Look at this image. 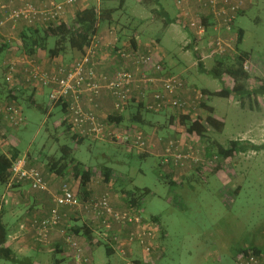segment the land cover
<instances>
[{
    "label": "rangeland",
    "instance_id": "374dc122",
    "mask_svg": "<svg viewBox=\"0 0 264 264\" xmlns=\"http://www.w3.org/2000/svg\"><path fill=\"white\" fill-rule=\"evenodd\" d=\"M62 1L65 0L58 2ZM82 1L85 7L96 2V0ZM6 2L11 5V2ZM12 6L16 7L15 3ZM110 6L118 8L119 3H110ZM162 8L170 18L177 17L184 20L183 13L175 0H160L159 3L155 0H127L124 10L118 11L115 19L118 27L124 24L129 25L131 29H136L142 41L141 45L146 48L153 47L154 52L160 53L164 59L168 71L175 76H181L192 87L194 85L200 90L211 91L224 87L232 89L234 81L227 76H224L221 82L211 74L201 72L195 50H199L201 54L203 52L205 57L209 55L207 47L205 51L202 49L204 40L195 50H188L187 47L191 43L189 31L194 32V29L190 27L191 30L188 31L174 23L165 27V14L161 11ZM77 9L75 5L68 8L65 23H72ZM158 11L159 13L155 14ZM242 12L244 15L237 21V27L245 31L241 47L245 51L263 57L264 0H244ZM140 21L142 22L139 24ZM26 27L24 22L17 23L15 28L13 24L6 25L3 40L10 43L12 50L0 52L1 55L3 54L0 57V77L5 76L6 67L10 63H18V71L24 68L22 64L24 56L19 51L22 44L19 33ZM103 29H108L106 24L102 25L101 31ZM215 35L216 33L211 29L204 38L210 40ZM53 44L54 41H51L50 46ZM7 53L10 55L6 56ZM44 54L47 55L43 52L38 55ZM77 58L76 53L69 51L58 59L61 60V64H64L71 63ZM34 59L42 66L37 58ZM214 65L213 58H207L204 61V67L208 70ZM249 67L248 71L253 76L256 75L254 66L250 64ZM15 81L22 85V75L17 74ZM7 87L10 89L14 86L8 84ZM28 89L29 92L36 91L35 93H38L37 90H45L38 93L37 102L38 106L51 110L50 114L44 115L37 107L15 104L22 108L25 122L19 127H12L7 121L2 123L0 151L7 153L15 147L12 145H16L22 151V155L29 158L28 160L40 161L34 164L44 173V167L41 166L47 164L48 156L59 157L61 149L66 147L72 151L79 162L95 170L96 174L100 173V167H108L114 171V185L106 189L113 200L120 196L127 199L128 194L133 193L137 188H148L150 194L142 203L141 215L148 221L158 217L160 220L158 226L162 227L166 235L165 238L161 237V233L157 236V245L151 254L153 264H234L236 251L240 247L247 246L248 243L254 244L264 253V149L224 161L215 155L217 149L214 147L228 146V143L233 140L248 139L246 132L249 129H245L247 114H240L233 107L236 105L235 97L209 99V105L215 108L216 114L227 118L226 127L222 132L210 128V141L190 139L188 136L176 134L174 128L170 127V119L175 111L149 112L145 115L147 124L142 131L156 144V148L139 151L124 142H115L110 139L98 140L85 137V140L79 143L74 138L76 130H68L69 124L64 122L65 116L56 106L50 109V89L31 86ZM29 92L24 93L22 97L27 100ZM21 101L24 102V100ZM238 102V106L244 107L241 101L238 100ZM198 113L204 119L209 115L204 108ZM112 124L119 130H122L124 126L109 122V125L112 126ZM251 133L257 146L264 145V129L252 130ZM172 139L184 146L191 145L198 149L202 161L198 165L183 169L161 165L160 157L166 145L165 141L161 140ZM184 146L182 147H187ZM142 155L145 156L141 157ZM197 170L202 173L200 175L195 173L198 172ZM172 179L177 181L171 184ZM29 187L25 188L29 189ZM19 188L15 186L11 190ZM239 188L238 193L236 190ZM49 190L41 192L48 194L51 199L49 198L47 203L53 205V195L58 193L59 189L49 187ZM10 191L7 186L0 183V214L9 220L8 211L16 212L19 214L17 222L26 221L22 214L26 209H30V205H27L30 200L27 197L29 193L26 192L25 197L18 196L16 199H11ZM78 193L81 195L80 188ZM6 195V199H3ZM31 200L35 201V198ZM65 213L66 220H69L71 224L74 223V226L82 227L88 223L86 218L78 213L69 210ZM32 216L28 215L26 218L29 219ZM103 247V245L100 247V251L105 255V247ZM135 255L137 257L141 255L138 246ZM59 258L63 259V256ZM70 260L66 259L60 264H74L71 257ZM30 263L33 264L31 261ZM45 263L47 264L46 261ZM0 264L14 263L1 259Z\"/></svg>",
    "mask_w": 264,
    "mask_h": 264
},
{
    "label": "built area",
    "instance_id": "2783aa9c",
    "mask_svg": "<svg viewBox=\"0 0 264 264\" xmlns=\"http://www.w3.org/2000/svg\"><path fill=\"white\" fill-rule=\"evenodd\" d=\"M78 0L57 2L47 0L40 7L31 3H24L19 7L0 1V45L5 44L3 31L7 24L13 28L19 22L27 26H54L65 22L68 8ZM198 6L199 11L194 13L192 4ZM176 5L183 13L184 22H188L194 29L195 35L203 37L206 28L201 16H212L216 25L211 27L216 33L210 42L209 57L218 59L226 54L239 55L236 49V35L232 29L236 24L239 11L244 6V0H175ZM118 42V34L111 29L96 35L86 48V53L71 65L59 66L52 71L45 70L34 58L22 60L23 69L18 63H10L7 67L5 80L7 84L15 86V77L22 75L23 85L33 88L50 89V107L61 102L66 104V121L83 138L110 139L115 142H124L139 151L155 148V144L143 131L119 130L115 126L106 124L98 114L101 99L104 93L113 99L114 111L123 113L129 102L137 97L145 100L146 108L151 113H161L168 106L179 111H186L188 102L180 98V92L187 88L186 83L179 76L157 78L153 71H161L162 66L156 63L152 54L137 56L123 51L115 55L120 64L115 74H106L99 71L104 57H110ZM154 51V50H152ZM249 60L245 63L246 70H250ZM196 101L204 96L194 89ZM187 91V92H190ZM186 101V102H185ZM88 106V108H87ZM0 115L12 127L22 126L25 122L22 108L15 104L0 102ZM160 163L174 169H183L198 165L202 159L200 151L189 145L183 148L179 141L165 142ZM1 146V145H0ZM184 146V147H185ZM9 156V155H8ZM28 183L33 190L50 191L43 173L36 167H29L27 157H21L13 164L12 176L7 184L10 191L17 185ZM79 183L64 181L59 192L53 195V207L45 216H35L27 220L35 241L42 246L50 243L53 233H58L69 251L74 264H92L86 253V244L83 238L73 231L64 228L66 210L78 213L86 218L97 240L117 254L124 264H153L151 254L157 243L160 232L159 226L146 220L141 215L142 210L137 208L117 209L109 192L85 198L78 193ZM3 196V199H6ZM137 246L141 255H135ZM132 255L134 256L132 258ZM236 264H264V256L253 253L240 254Z\"/></svg>",
    "mask_w": 264,
    "mask_h": 264
},
{
    "label": "trees",
    "instance_id": "16d2710c",
    "mask_svg": "<svg viewBox=\"0 0 264 264\" xmlns=\"http://www.w3.org/2000/svg\"><path fill=\"white\" fill-rule=\"evenodd\" d=\"M0 1L3 2V0ZM81 1L82 0H78L75 6H78ZM155 1L157 3L160 2V0ZM9 2H11V4L14 3L13 1ZM115 2L119 3L118 8H113L112 6H110V3ZM126 2L127 0H96V2L94 1L92 5L85 7L84 9H78L71 24L61 22L54 26H27L19 34L22 42L21 46L19 47V51L21 52V55L26 58H35L41 52L47 53L48 58L51 60L58 59L66 55L67 52L72 51L78 55V60L86 53V48L90 44L91 40L96 35L98 36L100 32L107 30L103 29L101 31L102 25L106 24L109 30L111 29L118 34V42L115 44L114 51L112 50V53L114 55H118L117 58H119V53L123 51L131 52L133 54H136L137 56H140L142 54H152V56L156 59V63L162 66L161 71L150 70L153 71V76L157 78H162L169 75L173 76V74L168 71L166 63L161 57L160 53L152 51L154 50V48L151 46H148L146 48L139 44V35L136 32V29H131L129 25L124 24H122L121 27H118V23L115 19V14L118 11L124 10ZM22 4L16 5V7L21 6ZM242 10L243 8L239 11L236 18V24L232 29V33L236 35V49L238 50L239 55L231 57L230 54H226L222 58H215V65L210 70L205 69L204 64L200 62L201 72L211 74L216 80H219L221 82L223 81L224 76H227L234 81V87L232 89H227L226 87H224L220 91H211L209 89L200 90L194 87V85L192 87L185 80H183L181 76H179L187 86V88L181 91L179 94L182 100H186L188 102L186 111H179L171 106H168L165 110L162 111H175V114H173L170 119V127L174 128L176 134L178 133L184 136H188L190 139L195 138L202 141H210V128L222 132L224 129V124L211 116V114L213 113V108L209 105V99L213 97L229 98L230 96H234L235 99L241 101V103H244L245 100L251 98L252 94H255L256 96L261 93L264 94V84H261L263 83L262 78L258 75L253 76L244 67L245 63L251 59V53L245 51L241 47L244 40L245 31L243 28L237 27V21L240 16L244 15ZM161 11L165 14V27H169L174 23L181 25L188 31L191 30L188 22H184V20H181V18L177 17L174 19L170 18L163 8L161 9ZM199 15L201 16L202 22L204 24L203 26H205L206 28V33L212 29L211 27H214V25H216V22L214 23L212 16H202L203 14ZM128 17L130 19H133V17L131 16ZM141 22L142 21H140L139 24ZM189 33L191 43L187 47L188 50H195L197 45L199 46L200 42L204 40V42H202V47H207L208 52H210V42L215 36L209 40L208 38H204V36L198 37L197 35H195V32L189 31ZM51 41H54V44L50 46ZM6 43H8V45ZM6 43L3 44L4 46L0 45V52L6 50V46L11 48L10 43ZM195 53L196 57L200 60L202 58L201 52L199 50H195ZM107 58L108 57H106V59ZM103 61L106 62V60ZM73 62L60 64V66H69ZM100 67L101 64L99 66L100 72L106 74L108 73L101 71ZM117 71L112 74H115ZM251 80L254 81V84L257 82V85H261L258 87H252L254 90L250 89L252 86L250 82ZM17 83L18 82L15 81V86L13 87V89H8V84L6 83L5 76L0 77V101L7 104H20L21 106L27 105L33 108V105H31L30 103H23L20 98L17 97L9 101L11 99L10 97L12 96V93L15 91L14 88L18 87ZM22 86L24 85L22 84ZM194 89L200 91L204 97L196 101V94L190 91H193ZM8 98L10 99L8 100ZM55 106L65 116L64 122L67 123L66 116L68 113L66 104L59 102ZM36 107L39 109V111L43 112L44 115L48 113V109L46 107L42 108L38 105ZM202 108L209 112V115L205 119L198 113V111ZM149 112L150 111L146 108L145 100H138L137 97H134L133 100L127 105V109L125 112H116L115 114L117 115L111 116L110 118L119 125H124L125 127H122L124 130L142 131L144 125L147 124V118L145 117V115H147ZM68 130L72 131L73 128L68 125ZM74 138L79 143H82L85 140V138L81 137L78 133L74 135ZM161 141L166 142L169 140ZM214 149H217L215 151V155L218 156L221 161H224L227 159H233L241 154H247L252 151L262 150L264 149V146H257L248 141L233 140L228 143V146H221L219 148L214 147ZM9 152L10 156L0 151V183L5 186L8 184L12 176L14 162L22 157V151L17 147L11 148ZM144 156L145 155H142L141 157ZM48 158L46 167L49 172L56 174L58 177L64 179L72 178L74 181L79 182L81 196H84L85 198H91L92 194L89 191V185L93 182L94 176L97 175L95 173V170L79 162L74 157L72 151L66 147L61 149V155L59 157L48 156ZM100 168L101 170L99 174L101 175L100 177L102 178V181L107 185H110L112 182H114V171L108 167ZM195 173H198L200 175L202 172L198 171ZM174 181H177V179L170 180V183L173 184ZM239 190L240 188L236 191L239 193ZM149 194L150 190L148 188H137L133 193H129L127 196L128 198L126 199V202L129 204V208H137L138 211L142 210V203L145 197ZM151 220L157 225L160 224V220L158 217H153ZM69 230L73 231L75 234L81 236L87 241H90L92 244L96 242L102 244L97 240L93 230L89 226H87L86 223L82 227L74 226L72 228H69ZM160 232L161 235H164L162 227L160 228ZM9 236L10 230L8 228V225L7 223H5L3 216L0 214V260L3 259L14 264H31L28 259H19L13 252V250L7 246ZM248 253L264 256V253L260 248H257L252 243H248L247 246L240 247L236 251L234 264H236V258L238 257V255Z\"/></svg>",
    "mask_w": 264,
    "mask_h": 264
},
{
    "label": "crops",
    "instance_id": "0c3cea01",
    "mask_svg": "<svg viewBox=\"0 0 264 264\" xmlns=\"http://www.w3.org/2000/svg\"><path fill=\"white\" fill-rule=\"evenodd\" d=\"M3 1L4 2L13 1L15 3V5H20L22 3L23 4L24 3H31V4H34L36 6H41L46 0H3ZM83 2L84 1H81L79 3L81 5H78L75 7H78V9H84L85 6H83L84 5ZM192 10L194 13H197V11H199L198 6L195 4V1H193ZM156 13H159V11L155 12V14ZM138 40H139V44L141 45L142 41L139 38H138ZM6 44L8 45V43H6ZM5 49L6 50L9 49L10 51L12 50V48L10 49L7 46ZM202 49H204V51H205V47H202ZM109 52H111V53H109L111 55L107 59H106V57H104V60H106V62L102 61L100 70L103 72H108V74H112L115 71H117L120 64L117 63V60L115 59V55L112 53V51L110 49H109ZM208 54H209V52H208ZM2 55L0 54V57ZM8 55H10V54L7 53L6 56H8ZM201 56H202V58L199 60V62H202L203 64H204V61L207 60V58H210L209 55H207V57H205V55H203V52H202ZM35 58H37V60L42 63V67L48 71H52V70L56 69L57 66H59V64H61V60H59V59L51 60L45 54L44 55H38ZM250 60L252 61V65L254 66V73L262 78L263 83H261V84H264V56L261 57V56H258V55L251 53V59ZM205 69H206V67H205ZM250 82L252 85L250 89H253L252 87H258L261 85V84L257 85V82L254 84L253 83L254 81H252V80ZM17 85H18V87L14 88L15 91L12 93V96L10 97L11 99L8 98V100L10 99L9 101H11L15 97H17V98H20V100H24L23 103L27 102V103H30L31 105H33V107H36L38 105V102H37L38 93L43 92L45 90L44 89H42L40 91L37 90L38 93H35L36 91H34V90L29 92V89L27 86H22L19 83H17ZM11 89H13V88H11ZM220 90L221 89H218L216 91H220ZM253 90H251V91H253ZM28 92H29V96H28L29 98L26 100L22 96L24 93H28ZM230 97L233 98L234 96H230ZM238 103H239L238 100H236V105L233 107L235 109H237L240 114H243V113L247 114V117L245 119L247 122V125H246L245 129H247V130L249 129V131L246 132V134H248V139H244V140L240 139V140L241 141H248V142L256 145V142L253 139L254 137L251 136V134H252L251 131L264 129V94L261 93V94H258L257 96L255 94H252L251 98L246 100V103L244 101V103L242 104V106H244V107L238 106L237 105ZM49 107H50V105H49ZM53 108L54 107H51L50 109H53ZM87 108H88V106H87ZM212 108H213V113L211 114V116L214 117L215 119H217L219 122L223 123L224 128H225L227 118L224 116L216 114L215 108L214 107H212ZM50 111H48L47 114H50ZM97 112L106 124H109V122H115L114 120H112L110 118L111 116L117 115V114H115L116 112L114 111L113 99L110 96H108L106 93H104L102 96L101 104H100V107H99ZM2 123H6V120L4 119V117L2 115H0V127L2 126ZM12 146L17 147L16 145H12ZM262 146H264V145H262ZM155 148H156V144H155ZM252 152H255V151H252ZM6 154L10 156V152H7ZM24 156H26V155H24ZM24 156L22 155V157H24ZM28 159L29 158H27V163H28L29 167H35V164L40 162V161L33 162L31 159L30 160H28ZM41 167H44V173L42 172L43 176H44L45 180L47 181L48 186L52 189H54L56 187H58V189H60L61 184L66 180L73 181V184L75 186H76V184L79 183L77 181H74L72 178L64 179V178L58 177L56 174L49 172L46 168V164L42 165ZM219 174H221V173H219ZM100 176L101 175H99V174L94 176L93 182L89 185V191L92 194L91 197L103 194L107 188H110L111 186L114 185V182H112L110 185L105 184L102 181V178L100 179ZM26 186H30V185L28 183H25V184L19 185V187H20L19 189L10 191L11 199H16V197H18V196H24L25 197L26 192L29 193V195L27 197L30 198V200L28 201L29 204H27V205L28 206L30 205L29 206L30 209H26L23 212L22 216L27 221L28 219L26 217H28V215L29 216L33 215L32 217H35L36 215H38V216L47 215L48 212L50 211V209L53 207L52 204L47 203L49 201V198H50L48 196V194L41 192V191H33V189L30 188L31 186L29 187V189H26L25 188ZM31 198L32 199L35 198V201L31 200ZM112 203L117 209L125 210V209L129 208V206H128L129 204L126 202V199H124L122 196H120L119 198L115 197L114 200L112 199ZM8 213H10L9 220H6V216L3 217L5 223H7L8 228L10 230V236H9V239L7 242V246L13 250V252L17 255V257L19 259H22V258L28 259L29 261L33 262V264H46L45 261L47 262V264L48 263L60 264L63 261H65L66 259L70 260L69 251L67 250V247L64 244L63 239L60 237V235L58 233H53L51 240H50V243L48 245H46V246L39 245L35 241L34 234H33L32 230H30L31 228L29 227L27 222L26 221H23L21 223L17 222L19 220V214H17L16 212L14 213V212L8 211ZM31 218H29V219H31ZM66 221L67 220H65L63 222V226H67V227H73L74 226V223L71 224L69 220L67 222ZM163 234L164 235H161V237L165 238L166 235H165V233H163ZM83 242H85V244H86V246H85L86 253L91 258V260L93 262L92 264H124L123 260L117 254H114L113 252L111 253L112 250L109 249L106 246V244H103V243L99 244L98 242L92 244L90 241H87L84 238H83ZM102 245L105 247V248L103 247L105 249V255L103 252L100 251V247H102ZM135 251H136V249H135ZM59 256H63V259H60Z\"/></svg>",
    "mask_w": 264,
    "mask_h": 264
},
{
    "label": "clouds",
    "instance_id": "9594fccd",
    "mask_svg": "<svg viewBox=\"0 0 264 264\" xmlns=\"http://www.w3.org/2000/svg\"><path fill=\"white\" fill-rule=\"evenodd\" d=\"M7 186V185H6ZM17 186H19V185H17Z\"/></svg>",
    "mask_w": 264,
    "mask_h": 264
}]
</instances>
